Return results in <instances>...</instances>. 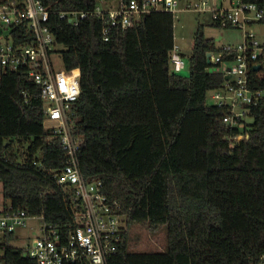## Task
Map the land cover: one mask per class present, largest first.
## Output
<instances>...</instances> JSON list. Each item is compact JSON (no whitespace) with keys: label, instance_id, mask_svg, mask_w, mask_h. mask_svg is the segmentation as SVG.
<instances>
[{"label":"trees","instance_id":"16d2710c","mask_svg":"<svg viewBox=\"0 0 264 264\" xmlns=\"http://www.w3.org/2000/svg\"><path fill=\"white\" fill-rule=\"evenodd\" d=\"M67 71H76L81 94L80 167L89 180L119 203L129 231L108 264H261L264 255V98L252 106L253 123L222 122L223 110L207 104L224 82L211 71L207 54L220 52L199 24L190 75L170 67L175 45L171 12L144 14L109 41L103 23L89 15L71 26L63 11H92L98 0H41ZM264 10V0H252ZM264 22V21H261ZM214 25L220 27L216 23ZM260 70L251 87L264 91ZM40 87L23 73L0 78V182L2 196L30 216L56 228L72 221V192L52 171L65 165L58 139L43 126ZM29 141L25 150L16 147ZM134 224L165 226L163 252H131ZM6 245L3 264H36L20 248Z\"/></svg>","mask_w":264,"mask_h":264},{"label":"built area","instance_id":"2783aa9c","mask_svg":"<svg viewBox=\"0 0 264 264\" xmlns=\"http://www.w3.org/2000/svg\"><path fill=\"white\" fill-rule=\"evenodd\" d=\"M181 0H98L92 11H63L59 17L71 26H79L89 15L102 20L104 41L117 30H125L151 12L182 10ZM210 12L220 27L244 30V41L237 47L223 46L211 53V71L224 77L222 85L210 91L216 107L223 110L222 122L243 128L251 108L264 98L263 90H253L250 72L260 63L264 44L248 26L264 21V10L252 0L188 1L183 8ZM51 11L41 0H0V78L7 71L23 73L40 87L44 103L43 126L58 139L65 165L52 171L57 183L72 192V221L59 229L43 216H30L0 199V257L8 236L21 240L19 230L32 229L37 234L25 237L24 246H15L36 264H108L129 231L127 218L119 213V203L103 191L101 180H89L80 167L81 137L77 133L79 117L75 105L81 94L78 77L60 76L54 57L59 55L57 39L49 26ZM175 73L186 68L185 58L175 44L170 54ZM226 76L228 79H226ZM37 224H30L31 221ZM264 264V255L262 256ZM0 264H3L0 262Z\"/></svg>","mask_w":264,"mask_h":264},{"label":"rangeland","instance_id":"374dc122","mask_svg":"<svg viewBox=\"0 0 264 264\" xmlns=\"http://www.w3.org/2000/svg\"><path fill=\"white\" fill-rule=\"evenodd\" d=\"M188 1L197 2L199 0H181L179 8L182 10L174 14V35L175 43L179 47L181 54L185 58L186 68L180 73L182 76L190 75V63L188 57L190 56L194 43V35L199 24L203 25L204 34L206 38L213 39L216 45L220 48L226 45L237 47L244 41V30L236 27H218L214 25L210 12H198L183 9ZM248 30L256 33L257 39L264 44V22H256L248 26ZM63 46H59L58 50L61 52ZM54 64L56 72L60 76H75L76 71H67L64 67L61 54L54 57ZM215 100L211 93L207 95V104L213 105ZM248 124L253 123L251 116H246ZM16 147L19 150H25L28 147L29 141L20 143L15 140ZM2 198V183L0 182V199ZM30 224H37L31 221ZM37 234V231L32 229L19 230L17 234L23 236L21 240L10 242L12 246H24L29 237ZM128 248L131 252H163L167 246V230L165 226H161L156 230L150 228L147 224H134L130 231V238Z\"/></svg>","mask_w":264,"mask_h":264},{"label":"water","instance_id":"95a60500","mask_svg":"<svg viewBox=\"0 0 264 264\" xmlns=\"http://www.w3.org/2000/svg\"><path fill=\"white\" fill-rule=\"evenodd\" d=\"M210 57H211V53H208V54H207V62H208V64L211 63V59H210ZM261 67H262L261 64H257V65L254 66V69H255V70H260ZM226 79H228L227 76H226Z\"/></svg>","mask_w":264,"mask_h":264},{"label":"crops","instance_id":"0c3cea01","mask_svg":"<svg viewBox=\"0 0 264 264\" xmlns=\"http://www.w3.org/2000/svg\"><path fill=\"white\" fill-rule=\"evenodd\" d=\"M176 44V43H175Z\"/></svg>","mask_w":264,"mask_h":264}]
</instances>
